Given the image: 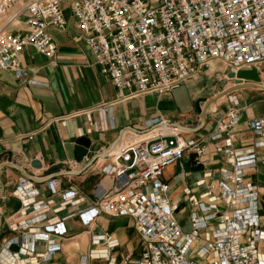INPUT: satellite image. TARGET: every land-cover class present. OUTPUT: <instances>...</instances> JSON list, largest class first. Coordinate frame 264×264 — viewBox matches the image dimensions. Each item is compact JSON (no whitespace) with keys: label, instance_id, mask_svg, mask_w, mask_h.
<instances>
[{"label":"built area","instance_id":"2783aa9c","mask_svg":"<svg viewBox=\"0 0 264 264\" xmlns=\"http://www.w3.org/2000/svg\"><path fill=\"white\" fill-rule=\"evenodd\" d=\"M64 4L117 91L112 102L85 112L90 116L97 111L100 119L90 124L88 133L105 129L106 113L114 104L167 95L199 76L213 60L234 74L264 63V0H0L1 70L24 78L21 54L29 45L47 58L56 55L51 32L67 29ZM237 105L228 109L211 136L223 142L217 151L227 155L232 167L220 168L221 178L204 194L190 195V232L177 219L178 205L170 198L164 171L187 152L195 154L197 164L206 165V146L185 139L178 128L161 130L109 155L115 161L103 173L114 178V186L86 208H80L84 197L61 188L57 178L46 182L48 194L43 195L22 175L12 190L20 205L0 229V264H47L63 250L69 220L77 217L90 229L101 214L134 221L143 250L135 260L125 256L123 264H264L258 186L246 179V171L257 165V154L252 148H233V130L241 119ZM75 115L65 116L63 123ZM167 123L154 120L148 127ZM251 127L262 137L255 147H263L264 118L253 120ZM166 137L174 140L168 144ZM210 176L206 172L198 183L205 184ZM92 244L78 264H116L118 239L104 233L92 236Z\"/></svg>","mask_w":264,"mask_h":264},{"label":"crops","instance_id":"0c3cea01","mask_svg":"<svg viewBox=\"0 0 264 264\" xmlns=\"http://www.w3.org/2000/svg\"><path fill=\"white\" fill-rule=\"evenodd\" d=\"M64 15L68 21L67 29L51 32L58 46L53 58H47L29 45L21 54L22 66L27 72L24 78L0 69V156L2 162L10 161L37 178H44L45 171L53 165L59 166V172L82 170L76 176L54 175L53 178L60 181L61 188L78 191L85 199L80 208H86L96 202L97 194L113 188L114 178L103 173V168L115 160L98 159L87 168L90 159L85 158L82 163L77 162L75 165L76 161L67 157V144L73 145L79 137L87 136L92 142L91 150L97 147L100 152H105L119 140L115 149L117 154L121 148L133 145L134 141L149 137L148 122L164 119L169 123L195 128L200 125L201 119L196 110L199 123L194 124L196 116L191 113V104L194 102L195 105L196 100L201 98L199 94L206 89L213 91L209 96L223 90L216 89L219 85L209 88L207 82L200 84V81L215 78L224 81L228 88L234 85L235 74L221 61L213 60L199 76L189 81L194 87L188 93L183 109L177 102L173 103V92L163 96H139L114 104L106 113L105 129L88 133L90 124L93 121L99 123L100 119L97 111L91 112L90 116L85 112L97 105L112 102L117 98V91L111 79L101 72L67 4H64ZM257 69L261 84L264 85V63L258 65ZM236 102L241 119L233 130V148L237 151L252 148L257 154V165L246 171V179L258 186V207L264 227V146L255 147L262 137L255 134L251 127L253 120L264 118V90L242 88L211 103L206 110L203 128L195 133L184 134L185 139L204 141L207 164H197L195 154L187 152L181 160L164 171V180L170 186V198L178 205L177 219L186 233L192 229L189 218L192 208L188 203L190 195L201 196L210 184L221 178L220 168L232 167L227 155L217 151L223 142L212 140L211 136L217 123ZM172 103L177 112L170 107ZM69 114L76 115L63 123L64 117ZM35 161L40 163V168L32 166ZM118 161L122 162V158ZM206 172H210L211 176L205 184H199ZM21 176L10 168L0 173L5 186V193L0 200L3 219L20 205L12 190ZM36 186L43 195L48 194L46 182L36 183ZM54 199L56 203L61 200L59 195H55ZM68 213V210L62 212L61 216ZM68 226L69 236L64 241L63 250L47 264H78L80 256L93 247L92 236L104 233L111 234L120 243L115 253L116 264H123L125 256L137 259L143 250L140 236L130 217L101 214L90 229L83 227L75 217L68 221ZM260 248L264 253V241Z\"/></svg>","mask_w":264,"mask_h":264},{"label":"water","instance_id":"95a60500","mask_svg":"<svg viewBox=\"0 0 264 264\" xmlns=\"http://www.w3.org/2000/svg\"><path fill=\"white\" fill-rule=\"evenodd\" d=\"M242 88H257L264 90V85L261 84V78L258 73V69L256 67L253 68H245V69H239L235 73L234 78V85L223 89L219 93H217L214 96H210L208 98H199L195 102L196 110L199 112L201 123L199 126L195 128L186 127L177 123H167V125L172 127H177L180 130L187 132V133H195L201 130L205 124L206 119V110L209 107V105L213 102H216L217 100L221 99L222 97L236 91ZM165 141L169 144L170 141H173V137H166L164 138ZM119 140H117L111 148L105 152H100V149L97 147H94L93 150H91L92 142L91 139L87 136L79 137L75 144H67L65 146L67 157L69 160H75L78 163H82L85 158H89L90 161L87 164V168L92 166L98 159H108L109 153L111 150L118 144ZM159 139L152 140L148 143V146L158 143ZM92 152L94 153L92 155ZM2 156H0V173L5 168H10L18 171L21 175L29 178L35 183H43L47 182L48 180L52 179L54 175L58 176H76L81 174L82 170L79 172H73V171H65V172H59V166L53 165L50 168H48L45 171L44 178H37L26 172L22 167L10 162L5 161L2 162ZM33 167L40 168L41 165L39 162L35 161L32 163ZM5 193V186L1 180L0 177V200L3 197ZM3 225V216L0 213V229Z\"/></svg>","mask_w":264,"mask_h":264},{"label":"rangeland","instance_id":"374dc122","mask_svg":"<svg viewBox=\"0 0 264 264\" xmlns=\"http://www.w3.org/2000/svg\"><path fill=\"white\" fill-rule=\"evenodd\" d=\"M222 64H224V63L222 62ZM224 66H226V65L224 64ZM194 79L195 78H192V79H189L187 81H184L179 87H177L176 89H174L172 91L173 92V98H174L173 103L175 102V104H176V102H177V104H179L180 109H183V107H185V104L187 102L188 93L194 87L192 84L189 83V81H192ZM205 82H207L209 88L210 87L212 88L213 86H216V85L221 86V88H219V86H218V88H216L218 91H219V89L221 90V89H225L227 87V84L223 83L224 81H218V79H215V78L202 79V81H200V84L201 83H205ZM212 92H213L212 89H206V90L202 91L199 94V97H201V98H206L207 97L208 98V96L211 95ZM173 103H172V105L170 107L174 110V112H177L178 110L175 107V105L173 106ZM191 113L196 116V121L194 122V124L198 125V123H199L198 122V116H197L198 114L196 112L194 102H193V104H191ZM3 221H4V219H3Z\"/></svg>","mask_w":264,"mask_h":264},{"label":"bare ground","instance_id":"6f19581e","mask_svg":"<svg viewBox=\"0 0 264 264\" xmlns=\"http://www.w3.org/2000/svg\"><path fill=\"white\" fill-rule=\"evenodd\" d=\"M175 128H177V127H172V126H169V125H166V124H162L161 126H156L152 130L149 131V137L153 136V135H157L158 133H160L161 130H162V132H164V131H167V130L168 131L169 130H175ZM116 146L112 149L111 153L112 152L115 153Z\"/></svg>","mask_w":264,"mask_h":264}]
</instances>
